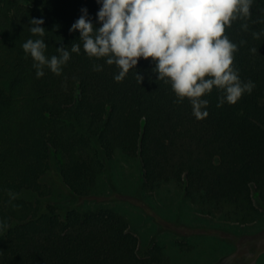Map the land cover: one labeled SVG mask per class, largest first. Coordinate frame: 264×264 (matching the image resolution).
Listing matches in <instances>:
<instances>
[{
	"label": "trees",
	"instance_id": "1",
	"mask_svg": "<svg viewBox=\"0 0 264 264\" xmlns=\"http://www.w3.org/2000/svg\"><path fill=\"white\" fill-rule=\"evenodd\" d=\"M85 8L100 27L96 0H0V221L7 225L0 232V264H159L137 255V237L111 210L62 214L18 197L40 193L51 155L68 190L90 195L103 171L91 142L106 159L115 151L137 158L148 191L174 183L201 214L254 222L253 193L264 208V35L253 33L264 32V0H254L251 16L225 32L238 45L240 79L254 82V89L217 107L222 93L214 88L202 97L209 101L203 119L156 79L152 58H140L121 82L114 80L115 64L90 58L79 32L69 31ZM31 19L44 20L49 58L57 48L81 46L60 75L45 68L36 77L22 48L40 38L30 32Z\"/></svg>",
	"mask_w": 264,
	"mask_h": 264
},
{
	"label": "clouds",
	"instance_id": "2",
	"mask_svg": "<svg viewBox=\"0 0 264 264\" xmlns=\"http://www.w3.org/2000/svg\"><path fill=\"white\" fill-rule=\"evenodd\" d=\"M100 5L96 28L87 9L69 31H78L83 50L90 58H107L120 70L114 76L123 81L140 58H152L156 79L169 83L177 101L188 99L197 119L208 115L209 101L202 97L215 88L222 95L217 107L225 102L235 104L245 93H251L254 82L242 81L234 66L238 45L225 34L238 19H248L254 0H96ZM259 22V21H258ZM30 32L40 38L28 39L22 48L34 61L37 78L44 69L60 75L62 67L79 54L81 46L73 44L69 51L57 48L58 55H45L47 45L43 19H31ZM247 30L248 25L241 26ZM264 32L253 33L259 39ZM241 45L244 41L240 42ZM252 51H256L253 49ZM102 71V65H93ZM142 77L140 76V81ZM15 198V197H13ZM7 225L0 221V232Z\"/></svg>",
	"mask_w": 264,
	"mask_h": 264
},
{
	"label": "rangeland",
	"instance_id": "3",
	"mask_svg": "<svg viewBox=\"0 0 264 264\" xmlns=\"http://www.w3.org/2000/svg\"><path fill=\"white\" fill-rule=\"evenodd\" d=\"M91 151L102 164L94 191L74 196L58 176L57 157L50 156L42 176L40 193L22 192L18 197L38 208L67 211L111 210L125 218L138 239L137 255L159 264H264V208L257 219L240 225L218 214L197 211L174 183L148 191L143 186L140 162L115 151L110 159Z\"/></svg>",
	"mask_w": 264,
	"mask_h": 264
}]
</instances>
